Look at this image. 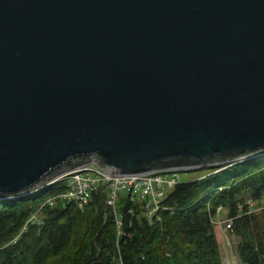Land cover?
<instances>
[{
	"label": "water",
	"instance_id": "1",
	"mask_svg": "<svg viewBox=\"0 0 264 264\" xmlns=\"http://www.w3.org/2000/svg\"><path fill=\"white\" fill-rule=\"evenodd\" d=\"M261 155L264 0H0V199Z\"/></svg>",
	"mask_w": 264,
	"mask_h": 264
},
{
	"label": "trees",
	"instance_id": "2",
	"mask_svg": "<svg viewBox=\"0 0 264 264\" xmlns=\"http://www.w3.org/2000/svg\"><path fill=\"white\" fill-rule=\"evenodd\" d=\"M222 167L202 168V178L178 183L152 220L128 201L120 235L102 191L83 210L59 201L45 206L43 224L26 231L31 213L61 184L0 199V264H223L214 221L220 206L233 221L229 230L241 263L264 264V209L249 203L264 196V155Z\"/></svg>",
	"mask_w": 264,
	"mask_h": 264
},
{
	"label": "built area",
	"instance_id": "3",
	"mask_svg": "<svg viewBox=\"0 0 264 264\" xmlns=\"http://www.w3.org/2000/svg\"><path fill=\"white\" fill-rule=\"evenodd\" d=\"M182 170L158 171L149 174L132 176H114L110 171L99 165L98 162L81 164L53 179L48 185L61 184L62 190L55 196L48 198L36 211L29 216L23 231L30 225L43 224L42 210L45 206H55L57 201L64 205L72 204L83 210L90 203L93 195L102 191L105 195L106 208L115 211L118 225V233L122 231V216L117 210V201L120 192H125L130 203L140 205L145 216L152 220L160 210L169 191L182 182L179 173ZM220 210V208L218 209ZM229 220L228 228L232 225Z\"/></svg>",
	"mask_w": 264,
	"mask_h": 264
},
{
	"label": "rangeland",
	"instance_id": "4",
	"mask_svg": "<svg viewBox=\"0 0 264 264\" xmlns=\"http://www.w3.org/2000/svg\"><path fill=\"white\" fill-rule=\"evenodd\" d=\"M244 162V161H243ZM220 164H218L219 166ZM216 166V165H215ZM226 166V165H224ZM221 170V168L219 169ZM205 174L203 170H186L181 171L179 173L180 181L187 182L190 180H196L202 178ZM129 199L125 192H120L118 201H117V210L118 212H122L127 205ZM250 207L256 211H260L264 209V196L262 199L258 201L250 200ZM220 208V210H218ZM230 218L227 215V212L222 209V207L217 208V214L214 217L215 226H216V234L218 243L220 246V251L223 259V264H242L236 251L235 244L237 242V238L230 232V228H228L227 224ZM219 235V238H218Z\"/></svg>",
	"mask_w": 264,
	"mask_h": 264
},
{
	"label": "crops",
	"instance_id": "5",
	"mask_svg": "<svg viewBox=\"0 0 264 264\" xmlns=\"http://www.w3.org/2000/svg\"><path fill=\"white\" fill-rule=\"evenodd\" d=\"M218 238H219V235H218Z\"/></svg>",
	"mask_w": 264,
	"mask_h": 264
},
{
	"label": "bare ground",
	"instance_id": "6",
	"mask_svg": "<svg viewBox=\"0 0 264 264\" xmlns=\"http://www.w3.org/2000/svg\"><path fill=\"white\" fill-rule=\"evenodd\" d=\"M60 184V183H59Z\"/></svg>",
	"mask_w": 264,
	"mask_h": 264
}]
</instances>
